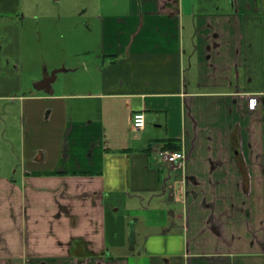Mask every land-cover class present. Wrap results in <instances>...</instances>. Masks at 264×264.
<instances>
[{"label": "crops", "instance_id": "0c3cea01", "mask_svg": "<svg viewBox=\"0 0 264 264\" xmlns=\"http://www.w3.org/2000/svg\"><path fill=\"white\" fill-rule=\"evenodd\" d=\"M19 6L0 0V264H264V0H126L80 82L48 88L46 63L21 78Z\"/></svg>", "mask_w": 264, "mask_h": 264}, {"label": "rangeland", "instance_id": "374dc122", "mask_svg": "<svg viewBox=\"0 0 264 264\" xmlns=\"http://www.w3.org/2000/svg\"><path fill=\"white\" fill-rule=\"evenodd\" d=\"M19 8L23 14L21 43L22 47L25 44L29 47L24 56L25 61L29 57L27 62H30V66H25L30 70H22L23 83L30 85L32 77L40 76L42 65L46 63L50 67L47 69L49 73L57 70L53 85H72L80 82L82 74H85L84 67L90 68L97 55L99 13L123 11L126 0H20ZM189 19H184L187 34L192 27ZM6 104V101L1 103L3 106ZM3 119L12 129L7 134L18 131L17 117L12 111Z\"/></svg>", "mask_w": 264, "mask_h": 264}, {"label": "built area", "instance_id": "2783aa9c", "mask_svg": "<svg viewBox=\"0 0 264 264\" xmlns=\"http://www.w3.org/2000/svg\"><path fill=\"white\" fill-rule=\"evenodd\" d=\"M255 102V98L249 99V105L251 106L252 103ZM132 126L134 129L140 130L143 129L145 126V115L143 111L135 112L132 116ZM161 155L167 163H176L184 156L181 151H171V150H163Z\"/></svg>", "mask_w": 264, "mask_h": 264}, {"label": "clouds", "instance_id": "9594fccd", "mask_svg": "<svg viewBox=\"0 0 264 264\" xmlns=\"http://www.w3.org/2000/svg\"><path fill=\"white\" fill-rule=\"evenodd\" d=\"M107 159L108 158L106 157V160ZM106 181H107V186L110 189H114L118 186L110 163L106 164Z\"/></svg>", "mask_w": 264, "mask_h": 264}, {"label": "water", "instance_id": "95a60500", "mask_svg": "<svg viewBox=\"0 0 264 264\" xmlns=\"http://www.w3.org/2000/svg\"><path fill=\"white\" fill-rule=\"evenodd\" d=\"M57 70H53L49 76L44 77L41 81L35 84L36 88H48L50 85V82L54 79L55 73Z\"/></svg>", "mask_w": 264, "mask_h": 264}, {"label": "trees", "instance_id": "16d2710c", "mask_svg": "<svg viewBox=\"0 0 264 264\" xmlns=\"http://www.w3.org/2000/svg\"><path fill=\"white\" fill-rule=\"evenodd\" d=\"M166 144H168V146H170V145H174V143H173V141H170V142H168V143H166ZM168 146H165V147H168ZM176 148H177V146H175ZM169 148V147H168Z\"/></svg>", "mask_w": 264, "mask_h": 264}]
</instances>
